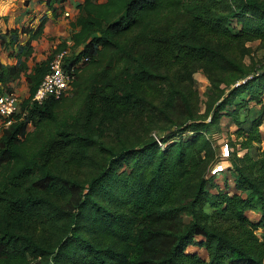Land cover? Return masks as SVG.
<instances>
[{
	"label": "trees",
	"instance_id": "trees-1",
	"mask_svg": "<svg viewBox=\"0 0 264 264\" xmlns=\"http://www.w3.org/2000/svg\"><path fill=\"white\" fill-rule=\"evenodd\" d=\"M76 8L70 45L31 69L44 23L0 35L19 45L0 62V95L22 76L28 93L0 133V264H264V0ZM63 51L66 71L87 59L69 95L33 102ZM224 118L230 193L207 178Z\"/></svg>",
	"mask_w": 264,
	"mask_h": 264
},
{
	"label": "rangeland",
	"instance_id": "rangeland-1",
	"mask_svg": "<svg viewBox=\"0 0 264 264\" xmlns=\"http://www.w3.org/2000/svg\"><path fill=\"white\" fill-rule=\"evenodd\" d=\"M83 0H67L65 3L61 4L56 2L52 7H48L43 0H0V35L5 34L6 32L12 31L14 29L21 30L30 29L31 31H36L41 24L44 23L42 32L37 35V37L32 42V50L28 58H22L25 60V63L28 69H31L36 63H41L46 60L53 52L54 48L64 42L69 44L70 41V23L77 16L76 6L81 3ZM98 2H104L105 0H97ZM43 17H45L44 20ZM21 45H24L25 36L19 35ZM257 43H249L247 46L256 48ZM19 45H14L12 48L5 49L0 46V62L2 65L7 66L11 63H14L15 60L12 59V55H16L18 52ZM261 53H254L255 59L260 57ZM208 87V82L200 74H195L194 88L200 95V101L202 102L204 97L203 93ZM12 94L18 99L19 102L24 100L27 93V85L25 78L22 76L17 82L12 84ZM264 103V95H263ZM202 106V104L200 105ZM4 118L0 117V133L4 127ZM234 131L233 126H229L228 120L226 118L222 119V133L214 134L212 136L213 145L216 149V161L222 166H225L223 172H220L214 175L212 182L217 185L219 191H225V188H229L228 192L232 191V180L229 173L226 172V169L230 166L228 159H224L221 151L225 143L229 141V133ZM262 141L260 144L261 150L264 148V123L259 129ZM166 135V134H164ZM232 139V138H231ZM234 141V140H230ZM239 147H236L238 150ZM210 174L207 173V178H210ZM215 192V190H210ZM247 218L251 222H257L259 215L247 211ZM264 233V230L256 231V235L261 236ZM188 252L196 251L200 255H204L202 250H198L195 247L187 248Z\"/></svg>",
	"mask_w": 264,
	"mask_h": 264
},
{
	"label": "built area",
	"instance_id": "built-area-1",
	"mask_svg": "<svg viewBox=\"0 0 264 264\" xmlns=\"http://www.w3.org/2000/svg\"><path fill=\"white\" fill-rule=\"evenodd\" d=\"M66 56H68V51L58 53L52 58L47 73L43 76L32 97L33 102L42 103L48 98L59 100L63 96L69 95L72 88L71 83L74 79L75 69H79L87 59L80 60L77 64L71 66L69 71H66L62 66L63 59ZM18 110L19 101L13 94L0 95V117L7 119L5 126H8L11 123L12 115L17 113ZM221 154L224 159H228L229 146L227 143L223 145ZM225 168V166L215 163L208 168L207 173L212 177L223 172Z\"/></svg>",
	"mask_w": 264,
	"mask_h": 264
},
{
	"label": "crops",
	"instance_id": "crops-1",
	"mask_svg": "<svg viewBox=\"0 0 264 264\" xmlns=\"http://www.w3.org/2000/svg\"><path fill=\"white\" fill-rule=\"evenodd\" d=\"M191 252H194V251H191Z\"/></svg>",
	"mask_w": 264,
	"mask_h": 264
}]
</instances>
